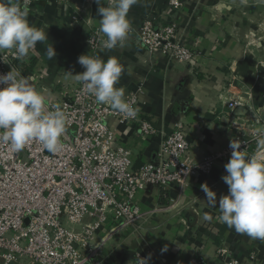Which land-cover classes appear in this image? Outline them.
<instances>
[{
  "label": "crops",
  "instance_id": "crops-1",
  "mask_svg": "<svg viewBox=\"0 0 264 264\" xmlns=\"http://www.w3.org/2000/svg\"><path fill=\"white\" fill-rule=\"evenodd\" d=\"M183 2L180 10H172L169 0H140L130 8L128 19L131 27L152 17L174 23L179 35L198 55L189 65L150 54L133 33L123 46L91 55L88 35L100 26L97 9L105 7L107 0H100V5L88 0H50L33 6L28 20L42 28L48 39L38 42L28 53L34 60L32 80L46 99L57 100L78 82L75 74L85 70L77 62L80 55L99 57L105 62L116 57L124 67L116 87L125 89V99L131 92L141 91L142 114L150 116L159 131L147 139L135 138L130 134L132 127L110 119L117 143L132 150L137 165L156 159L164 135L178 123L188 130L190 161L222 149L238 134L232 122L245 120L249 110L264 119V85L256 79L264 51L256 48L255 52L250 47L252 42L264 43V0H248L247 6L239 0ZM52 46L56 56L50 60L45 50ZM227 75L235 79L229 80ZM228 80L232 84L228 85ZM251 90L253 101L247 96ZM231 98L240 104L232 107L230 116ZM238 108H244L245 114L238 116ZM224 165H216L210 175L193 178L183 196L174 185L165 190L139 191L136 201L144 213L150 214L155 207L173 201L179 205L174 212L148 215L140 230L126 228L107 242L102 255L115 264H132L138 252L148 256L149 264H184L194 255L215 264L225 257L219 250L226 248L243 264H264V241L236 233L218 219V205L214 207L205 200L201 189L205 183L216 192L217 201L228 193V186L221 179L227 174ZM110 225L111 222L104 224L98 235H106Z\"/></svg>",
  "mask_w": 264,
  "mask_h": 264
},
{
  "label": "built area",
  "instance_id": "built-area-1",
  "mask_svg": "<svg viewBox=\"0 0 264 264\" xmlns=\"http://www.w3.org/2000/svg\"><path fill=\"white\" fill-rule=\"evenodd\" d=\"M49 1L30 0L29 8ZM169 5L172 10H180L184 2L169 0ZM99 29L100 26L95 27L88 35L91 55L105 49L103 42L107 38ZM131 33L138 35L150 54L182 65L197 59L195 48L179 35L174 23L147 18L140 26L131 27ZM28 62L29 55L21 60L15 49L4 50L0 52V74L19 72L39 91L31 72H23ZM140 92H131L126 98L139 110L130 119L109 105L97 104L83 84L77 82L63 91L60 99H46L48 111L58 106L66 116L60 151L51 153L33 141L22 151L13 152L7 143L0 142V264H115L102 255L110 239L120 236L128 227L140 230L148 215L174 212L179 205L173 201L155 207L150 214L144 213L136 201L139 191L165 190L174 185L183 196L193 178L210 175L216 165L229 161L230 143L198 161H190L188 130L178 123L171 133L164 135L156 159L137 165L132 150L117 143L110 119L132 127V137L147 139L156 135L158 128L140 109ZM239 104L231 98L228 115ZM251 117L231 123L238 130L232 141L239 142L241 150L249 155L257 152L251 151L257 146V132L250 122L264 123L263 118ZM107 222H111L107 234L98 235ZM219 253L225 257L215 264H243L231 249L222 248ZM140 258L148 256L138 252L132 264H143ZM184 264L213 263L194 255Z\"/></svg>",
  "mask_w": 264,
  "mask_h": 264
},
{
  "label": "clouds",
  "instance_id": "clouds-1",
  "mask_svg": "<svg viewBox=\"0 0 264 264\" xmlns=\"http://www.w3.org/2000/svg\"><path fill=\"white\" fill-rule=\"evenodd\" d=\"M239 2L248 4V0ZM29 3L30 0H23L22 4L20 0H0V52L15 49L21 60L38 42L48 39L42 28L29 22ZM96 3L100 5V0ZM138 3L140 0H110L107 7H98L99 30L107 37L103 42L105 49L124 45L131 30L128 13ZM45 55L50 60L55 58L54 47L46 48ZM77 62L85 70L75 74V79L97 104L109 105L126 118H135L139 110L126 101L125 89L116 87L124 72L118 58L110 57L105 62L85 54ZM65 131V113L58 106L48 111L46 97L30 85L28 78L12 70L0 74V142L7 143L11 151L20 152L35 141L56 153L63 148ZM256 144V154L249 155L241 150L239 142L230 141L232 152L224 165L227 174L221 177L228 186L226 195L217 201L216 192L206 183L201 189L205 200L214 207L218 205L221 222L238 234L264 241V130H258ZM148 259L140 258L143 264Z\"/></svg>",
  "mask_w": 264,
  "mask_h": 264
},
{
  "label": "rangeland",
  "instance_id": "rangeland-1",
  "mask_svg": "<svg viewBox=\"0 0 264 264\" xmlns=\"http://www.w3.org/2000/svg\"><path fill=\"white\" fill-rule=\"evenodd\" d=\"M250 47L253 49V51H255L256 50V48L258 49V50H261V51H264V43H262V41H260V43L258 44V42L256 41V42H252V45H250ZM255 52H257V51H255ZM263 55V54H262ZM227 77H228V79L229 80H231L232 79V81L235 79L234 77L233 78H231V76H228L227 75ZM256 79H261V81H262V84L264 85V59H261L260 60V64H259V70L257 71V73H256ZM229 80L227 81L229 84L228 85H230V84H232V82H229ZM234 91H236L235 90V88L233 89ZM248 97H249V100L250 101H253V99H254V94H253V91L251 90V91H249V93H248V95H247ZM249 112V114H248V116H252V117H254V119H256V118H261V115H259V114H257L255 111H248ZM251 117V118H252ZM254 124V126L252 127L256 132H258V130H262V129H264V127H262V126H264V123L262 122V123H256L255 121H252V122H250V124ZM251 151H257V146H254L253 148H252V150Z\"/></svg>",
  "mask_w": 264,
  "mask_h": 264
},
{
  "label": "trees",
  "instance_id": "trees-1",
  "mask_svg": "<svg viewBox=\"0 0 264 264\" xmlns=\"http://www.w3.org/2000/svg\"><path fill=\"white\" fill-rule=\"evenodd\" d=\"M34 66V60L29 57V62L27 64H25V66H23V72L24 73H28L31 72Z\"/></svg>",
  "mask_w": 264,
  "mask_h": 264
},
{
  "label": "water",
  "instance_id": "water-1",
  "mask_svg": "<svg viewBox=\"0 0 264 264\" xmlns=\"http://www.w3.org/2000/svg\"><path fill=\"white\" fill-rule=\"evenodd\" d=\"M236 114L239 116V115H244L245 114V110L244 108H238L236 110Z\"/></svg>",
  "mask_w": 264,
  "mask_h": 264
}]
</instances>
